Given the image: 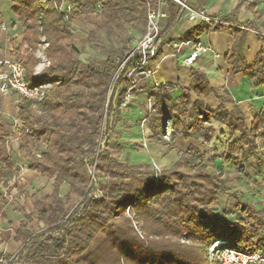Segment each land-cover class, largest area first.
<instances>
[{"label":"trees","instance_id":"obj_1","mask_svg":"<svg viewBox=\"0 0 264 264\" xmlns=\"http://www.w3.org/2000/svg\"><path fill=\"white\" fill-rule=\"evenodd\" d=\"M10 1L13 13L27 24L14 55L26 69L27 83L44 90L38 101L19 97L20 153L32 171L54 181L53 193L47 200L61 204L63 184H68L81 200L71 212H63L57 224L38 234L28 228L32 217L27 215L16 236L25 242L24 246L14 257H0L12 259L11 264H213L208 249L214 242L238 245L246 252L264 248V212L245 206L233 210L234 219L216 213L220 195L228 191L221 174L210 173L183 155L184 161L157 178L148 165L125 164L111 156L114 121L130 90H134L130 74L139 58L128 60L130 51L102 65L82 61L73 23L99 13L107 27L125 22H143L147 27L148 2L156 6L158 0ZM181 1L189 5L188 0ZM64 3L74 7L69 20L61 12ZM165 4L169 18L156 41L153 57L161 54L166 39L185 13L172 0ZM225 19L236 20V14ZM240 26L250 29L253 24ZM223 28L203 23L191 29L187 38L197 43L202 33ZM258 39L264 42V35H258ZM43 44H47L49 66L36 74L40 59L35 54ZM227 63L254 87L264 86V49L252 64L235 52ZM191 73L190 86L177 98L173 96L177 91L174 85H160L149 91L151 109L145 116L148 142L166 146L168 138L182 136L189 140L198 130L208 139L214 130L206 125L215 121L226 125L230 134L242 135L229 144L225 163L237 167L255 157L261 164L264 111L254 117L250 130L238 109L228 112L222 105L211 111L205 107L206 97L214 93L223 102L226 98L210 86L201 70L192 69ZM192 93L198 100L193 101ZM11 138L12 134L0 125V182L8 189L6 195L0 194V216L12 191L10 182L19 172L8 153ZM42 146L45 150L36 155ZM182 164L194 169V173L177 170ZM93 167L96 172L88 186ZM100 177H105L106 182ZM127 210L135 212L143 236L125 217ZM45 216L43 212L39 219ZM120 218H124L122 222L93 247L98 235Z\"/></svg>","mask_w":264,"mask_h":264},{"label":"crops","instance_id":"obj_2","mask_svg":"<svg viewBox=\"0 0 264 264\" xmlns=\"http://www.w3.org/2000/svg\"><path fill=\"white\" fill-rule=\"evenodd\" d=\"M242 1L244 0H188L190 7L203 12L207 17L225 22L226 17L236 14V20L230 19L225 22L227 25L223 26L222 31H206L202 33L199 37V42L208 46L211 51L202 53L194 66L187 67L183 65V61L190 54L193 44L187 38V34L194 27L208 23L202 20L193 22L189 19L188 13L185 12L182 19L166 39L161 54L150 57L148 70L151 74L144 79L140 77L134 79L133 83L135 88L138 89L139 96L137 97L138 104H132L130 109L132 114L135 110L140 111L142 114L141 106L149 102V91L160 85H174L177 87V91L173 93V96L175 98L179 97L190 86L192 81L191 71L195 69L201 70L206 75L210 86L219 90L220 94L226 98V101L223 102L214 93H211L203 100L205 107L211 111H216L222 105L228 112L238 109L244 115L248 129H251L254 117L264 111V86L254 87L242 73H235L233 67L228 65L227 58L235 52L247 64H252L257 54L264 49V42L258 39V35H264V0H245L243 4ZM13 6L10 0H0V61L18 59L14 55V51L20 45L27 28L25 21H21L13 13ZM164 10L168 16L161 21L163 29L167 25L169 18L166 4ZM78 21L73 24H77ZM249 22L253 24L250 29L240 26ZM188 42L191 44L187 45ZM24 49L27 48L24 46ZM43 51L46 58L45 48ZM45 68L47 67L44 62L40 61L35 68L36 74L41 73ZM192 98L193 101L198 100L194 93H192ZM18 102L19 97L15 94H0V125L4 126L8 131L13 122L18 120ZM206 127L214 130V133L209 135L208 139H206L202 130H198L189 140L178 136L166 146L150 142L146 143L145 146L148 152L139 150L141 151L139 153L137 151L141 155V159L131 162L130 165L149 164L151 158V160L157 162V165L162 170H168L180 159L181 155L189 156V161L196 164V160L192 159L191 155L199 154L203 159L204 157L209 159V165H211L209 168H213L212 172L217 171L218 174L224 172L225 174L222 175L226 176V172H232L230 167H233L224 162V158L228 154V146L230 143L240 139L242 135L240 133L230 134L226 125L215 121L208 123ZM131 128L132 132L130 131L131 137L129 139L140 140L141 138L138 136L141 135H137V124H132ZM191 133L190 131L189 134ZM261 150L263 151V149ZM262 159L263 162L261 164L255 157L244 161L241 171V173L248 172L247 166L249 164L250 177L255 178L260 187L264 186V152ZM14 162L18 166L19 172L10 182L12 191L8 203L0 216V255L11 257L18 254L25 244L24 241L16 239V236L21 224L26 222L27 215L32 217L28 228L34 234L41 233L59 222L50 225L49 218L47 219L46 216L41 220L39 218L36 220L29 210V206L32 204L30 197L32 196L29 197L26 193L23 194V192H36L40 189L48 190L49 185L45 186L46 180L53 182V193L54 181L32 171L30 163L25 158L22 159V164L15 160ZM124 163L127 164V162ZM16 179H19V181H16ZM65 185L67 184H63L60 190L59 197L61 200ZM7 190L0 182V194L6 195ZM262 195L264 196V189L262 190ZM45 221L48 224L46 227L43 225Z\"/></svg>","mask_w":264,"mask_h":264},{"label":"rangeland","instance_id":"obj_3","mask_svg":"<svg viewBox=\"0 0 264 264\" xmlns=\"http://www.w3.org/2000/svg\"><path fill=\"white\" fill-rule=\"evenodd\" d=\"M73 27L77 41L75 45L78 49L79 58L86 63H92L96 65H102L107 60H118L123 53L127 54L132 51L134 46L143 37L147 30L146 24L143 22H125L107 27L99 17V13L93 14L89 17H82L77 24H73ZM44 46L45 44L40 45L37 48L35 55L38 59H40V61H43L44 64L47 65L46 61L48 60L44 57ZM39 51L43 53H40ZM138 96L139 93L137 88L130 90V94L122 106L121 113L117 115L114 121L113 131L111 133V156L122 163L127 162V164H131V162L139 161V159H141V155L138 154V152H141L139 150L148 152L145 145L146 143H149V132L147 130V123L145 119L143 120V118H145L147 110L151 108V103L149 101L141 106L142 114L137 110H135V112L132 114L130 109L132 108V104H138ZM134 123L137 124V135H141L138 136L141 138L140 140L129 139L131 137V126ZM21 129L22 123L19 120H15L9 129V132L12 134V138L8 146V153L16 162L20 164H22V159L24 158V155L20 153L19 149ZM168 141L171 143L173 140L168 138ZM98 142L100 144V139ZM43 149H45V146H42L40 151H35V154L39 155ZM191 156L192 159L196 160V164H201L206 169V171L213 174H218L217 171L212 172L213 168H209L211 165H209L208 158L205 159L204 157L203 159L199 154H192ZM185 159L189 160L190 158L189 156L185 155ZM179 161H184L183 155L180 156V159L176 163ZM243 163L244 162H241V166L238 165L236 168L230 167L232 172H226V176L222 175L225 174L224 172L221 174L225 179V186L227 187L228 191L220 195L215 208L218 215H223L228 219L235 218V214L232 212L236 207L242 208L249 206L258 212H264L262 197V190L264 189V186L262 185L260 187L257 180L250 177L249 172H251V170L248 163V172H240V168L242 169ZM141 165L150 166L157 178H159L161 172L167 171L162 170L157 165V162L151 160V158L149 164ZM92 170L93 171L90 174V181L88 179L87 182L88 186L91 185V180L93 179L92 177L96 172V168L93 167ZM177 170L182 171L185 174L194 173V169L188 168L183 164L177 167ZM99 180L103 183L106 182L105 177H100ZM16 181H19V179H16ZM52 183L53 182L46 180L45 186L49 185L48 190L40 189L36 192H23V194L26 193L29 197L32 196L30 197L32 204H30L29 210L31 214L34 215L35 219L38 220L40 214L45 212L47 219L49 218L50 225L61 220L62 215L64 214L63 212H71L81 200L78 194L71 192L70 186L67 184L64 186L65 190L61 194V197H63L61 204L48 201L46 197L52 193ZM45 189H47V187H45ZM98 196L101 197L102 193L99 192ZM125 217L133 221L134 227L139 231V235L143 236L144 233L140 231L141 224H138L135 221V212L133 210H127ZM123 219L124 218L115 220L107 229L102 231L94 241L93 247L104 240L122 222ZM43 225L46 227L48 224L45 221ZM183 242L186 241L184 240Z\"/></svg>","mask_w":264,"mask_h":264},{"label":"built area","instance_id":"obj_4","mask_svg":"<svg viewBox=\"0 0 264 264\" xmlns=\"http://www.w3.org/2000/svg\"><path fill=\"white\" fill-rule=\"evenodd\" d=\"M166 0H158L156 6H152L148 2L147 30L143 37L137 42L128 57V60L137 56L139 58L135 69L132 70L130 76L133 81L136 77L142 79L147 78L151 72L148 70L150 57L155 54L156 41L162 32L161 21L167 18V13L164 10ZM182 6L191 21L197 22L202 20L209 25L227 24L223 21L215 20L207 17L203 12L197 11L181 0H172ZM74 7L69 3H64L61 7L66 20L72 17ZM191 44L190 42L187 45ZM47 47L45 44L44 48ZM25 48H28L26 45ZM211 49L202 42L192 44L190 54L183 61V65L192 67L195 65L199 56L202 53L210 52ZM46 66L49 62L46 61ZM0 94L10 95L15 94L17 97H24L30 101H38L43 97V88L32 87L26 81V69L18 59H7L0 61ZM135 88V87H134ZM151 109V108H150ZM264 204V196H263ZM210 263L217 264H264V248H259L255 252H246L238 245H231L228 242H214L208 249ZM11 260L0 258V264H11Z\"/></svg>","mask_w":264,"mask_h":264},{"label":"water","instance_id":"obj_5","mask_svg":"<svg viewBox=\"0 0 264 264\" xmlns=\"http://www.w3.org/2000/svg\"><path fill=\"white\" fill-rule=\"evenodd\" d=\"M105 148V143L103 144V149Z\"/></svg>","mask_w":264,"mask_h":264}]
</instances>
